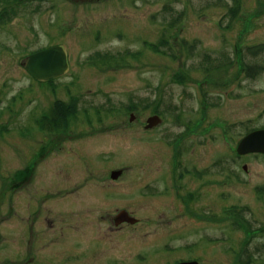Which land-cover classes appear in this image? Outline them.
Instances as JSON below:
<instances>
[{
    "label": "rangeland",
    "instance_id": "1",
    "mask_svg": "<svg viewBox=\"0 0 264 264\" xmlns=\"http://www.w3.org/2000/svg\"><path fill=\"white\" fill-rule=\"evenodd\" d=\"M2 8L13 18L0 25V264H74L71 240L87 256L76 264H264V153H237L264 129V50L251 54L264 46V0ZM56 45L68 72L36 81L27 58ZM56 105L67 122L46 132ZM125 208L131 252L120 239L107 255L100 223Z\"/></svg>",
    "mask_w": 264,
    "mask_h": 264
},
{
    "label": "water",
    "instance_id": "2",
    "mask_svg": "<svg viewBox=\"0 0 264 264\" xmlns=\"http://www.w3.org/2000/svg\"><path fill=\"white\" fill-rule=\"evenodd\" d=\"M25 68L37 81H49L66 74L69 68L68 55L62 46H53L36 52L27 58ZM161 122L155 116L147 121V128H154ZM237 153L247 155L251 153H264V129L249 133L239 142ZM179 264H199L196 261Z\"/></svg>",
    "mask_w": 264,
    "mask_h": 264
},
{
    "label": "flooded vegetation",
    "instance_id": "3",
    "mask_svg": "<svg viewBox=\"0 0 264 264\" xmlns=\"http://www.w3.org/2000/svg\"><path fill=\"white\" fill-rule=\"evenodd\" d=\"M154 116H158V115H154ZM157 185H158V183H157ZM157 185L154 184V186L151 188L152 193L159 194L160 189L158 188ZM147 193H148V191H147ZM116 194H118V193H104V195L107 196L108 199H118L119 195H116ZM115 197H117V198H115ZM130 215H131L130 212L127 211V209L125 208V209H121L116 214L112 213V214L108 215V217H109L108 220L105 219V217L102 218L103 222L101 221V223H100V227L98 229V234H97V238H96L97 241L96 240L95 241H96V245H98L99 249H104V252L107 251V252H105L107 255L109 254V252H113V251L115 252L114 243L116 244V242H118V240H120V239H122L123 242H125L124 247L127 248V251L129 250L128 248H131V228L130 227H131V224L133 222L136 223V221H131V219H133V218ZM92 232H93V230L89 231L88 235ZM84 237H85L84 239L87 240V242L85 241L86 244H88L89 242L92 241L91 237H89V236H84ZM86 238H88V239H86ZM67 240H69V239H67ZM177 240L179 241L181 239H177ZM79 241L80 240H71L72 244L68 247V252L70 254H67L66 260L69 262H72L74 264L87 260V256H85V255L81 256V253L78 252L79 247H77L76 243H78ZM106 247H110V250H108ZM166 248H167V245H166ZM165 251H167V249H165ZM173 252L175 254V251H173ZM103 254H102V256H103ZM152 255L153 254L148 251L146 254L138 253L137 257H138V259H141V260H143V259L147 260V259H151ZM172 258L174 259L173 260L174 262L168 261L167 264H179V263H183V262H189V260H187V259H190V258L184 259L183 256H175V257L172 256ZM9 262H10V260H9Z\"/></svg>",
    "mask_w": 264,
    "mask_h": 264
},
{
    "label": "trees",
    "instance_id": "4",
    "mask_svg": "<svg viewBox=\"0 0 264 264\" xmlns=\"http://www.w3.org/2000/svg\"><path fill=\"white\" fill-rule=\"evenodd\" d=\"M10 10V8L9 9H7V8H2L1 10H0V25H4L5 23H8V22H10L11 20H12V18H13V16H12V12L10 11V12H8ZM11 10H13L14 11V9H12L11 8ZM167 43V40L165 39L163 42H162V44H166ZM260 50H264V46L263 47H260V49H254V52L252 53L251 52V54L254 56V57H256L257 58V55H259V53L258 54H256L258 51H260ZM254 54H256V55H254ZM213 67V66H212ZM206 70H209V69H206ZM53 81V80H52ZM60 106H56V107H54L53 109H52V111L50 112V115H48L46 118H45V116L40 120V122H39V127H41L43 130H45L46 132H53V131H55L56 129H53V128H59V127H63V124L64 123H66L67 122V119H66V115H67V112H65V111H61V110H58V108H59ZM72 108H73V110H72ZM67 111H68V113L69 114H72L73 113V111L75 110V108H74V106H71L70 108H67L66 109ZM43 125H46V127H44ZM51 125H53V126H51ZM49 129H52L53 131H49ZM245 169V168H244ZM259 193H261L260 191H259ZM261 195H263V194H261ZM260 195V196H261ZM263 197H264V195H263ZM237 211H235L236 212V215L237 216H239V220H243L242 219V217H241V215H245V214H248V213H250L249 212V210H248V207H243V208H241V209H236ZM242 222H245L244 220L242 221ZM246 223V222H245ZM247 225V224H246ZM250 226V225H249ZM247 228H248V225H247ZM246 258L247 257V251L245 250V251H243V258ZM190 262V261H189ZM246 264H249V262H246Z\"/></svg>",
    "mask_w": 264,
    "mask_h": 264
},
{
    "label": "bare ground",
    "instance_id": "5",
    "mask_svg": "<svg viewBox=\"0 0 264 264\" xmlns=\"http://www.w3.org/2000/svg\"><path fill=\"white\" fill-rule=\"evenodd\" d=\"M56 106H57V105H56ZM56 106H53V108L56 107ZM53 108H52V109H53ZM51 111H52V110H51ZM51 111H49L48 113H50ZM48 115H49V114H48Z\"/></svg>",
    "mask_w": 264,
    "mask_h": 264
}]
</instances>
